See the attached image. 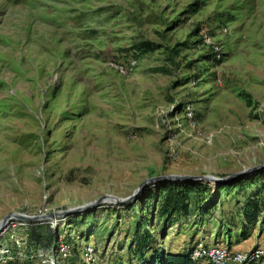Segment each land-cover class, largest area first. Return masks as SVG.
<instances>
[{"label":"rangeland","instance_id":"1","mask_svg":"<svg viewBox=\"0 0 264 264\" xmlns=\"http://www.w3.org/2000/svg\"><path fill=\"white\" fill-rule=\"evenodd\" d=\"M170 176L222 182H192L208 212L150 229L159 247L264 246V0H0V223L73 211L0 249L30 234L35 261L65 238L63 264L85 243L97 264H143L134 214L188 182ZM247 202L262 213L245 229Z\"/></svg>","mask_w":264,"mask_h":264},{"label":"trees","instance_id":"2","mask_svg":"<svg viewBox=\"0 0 264 264\" xmlns=\"http://www.w3.org/2000/svg\"><path fill=\"white\" fill-rule=\"evenodd\" d=\"M200 195V188L192 182H168L148 193L133 215L134 234L139 238L130 243V255L143 264H199L191 258L195 246L187 249L184 254H172L157 245V238L150 229L163 233L162 237L165 238L168 230L178 224L179 218H188L195 211L201 217L208 211L198 204ZM217 196L220 200L219 192ZM261 213L256 203L247 202L242 209L243 228L254 225Z\"/></svg>","mask_w":264,"mask_h":264},{"label":"built area","instance_id":"3","mask_svg":"<svg viewBox=\"0 0 264 264\" xmlns=\"http://www.w3.org/2000/svg\"><path fill=\"white\" fill-rule=\"evenodd\" d=\"M47 212V213H46ZM62 212V211H60ZM54 212L48 214L45 211L37 217H48L40 221H21L17 218H11L0 232V236L21 229L32 233L41 224H50L55 227L58 222L65 221L66 217L58 216ZM22 215V214H20ZM29 216V215H24ZM51 216V217H50ZM35 217V216H29ZM30 234L14 236L11 247L7 244L0 249V264H63L68 261L73 254V244L65 238H60L59 243L54 251V255L45 260L42 256H38L35 261L30 253H25L29 246ZM19 254L20 259L14 254ZM97 247L94 244L85 243L82 245L81 264H97L98 260ZM192 260L196 262H205L206 264H264V246L257 247L251 251L233 252L227 247L219 245H207L203 242H197L191 254Z\"/></svg>","mask_w":264,"mask_h":264},{"label":"water","instance_id":"4","mask_svg":"<svg viewBox=\"0 0 264 264\" xmlns=\"http://www.w3.org/2000/svg\"><path fill=\"white\" fill-rule=\"evenodd\" d=\"M166 181L168 180H188V182H194V181H202V180H208V181H215L217 183H221L222 181L221 180H215V179H212V178H208V177H191V176H170V177H167V178H164ZM229 179L231 178H227L226 180L229 181ZM151 181H154L153 180H148L147 182H145L139 189L138 191H136L131 197H129L128 199H125V200H120V199H117V198H113V197H110L111 199L114 200V202L116 203H119V204H124V203H130L132 202L133 200L136 199L137 196H139V194L141 193V191H143V188L145 187V185L148 183V182H151ZM227 181H224L223 183H226ZM73 211L70 210V211H62L60 213H58V216H62V217H66L68 215H70ZM51 217V216H50ZM11 218H17L21 221H40L42 219H46L48 217H29V216H24V215H20V214H12V215H9V216H6L2 221H1V227H0V232L1 230L3 229V227L7 224V222L11 219Z\"/></svg>","mask_w":264,"mask_h":264},{"label":"crops","instance_id":"5","mask_svg":"<svg viewBox=\"0 0 264 264\" xmlns=\"http://www.w3.org/2000/svg\"><path fill=\"white\" fill-rule=\"evenodd\" d=\"M187 249H190L189 247H187ZM172 254H184L185 251H179V252H173L171 251ZM199 264H206L205 262H199Z\"/></svg>","mask_w":264,"mask_h":264},{"label":"bare ground","instance_id":"6","mask_svg":"<svg viewBox=\"0 0 264 264\" xmlns=\"http://www.w3.org/2000/svg\"><path fill=\"white\" fill-rule=\"evenodd\" d=\"M60 217H62V216H60ZM0 227H1V223H0Z\"/></svg>","mask_w":264,"mask_h":264}]
</instances>
